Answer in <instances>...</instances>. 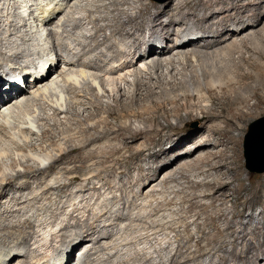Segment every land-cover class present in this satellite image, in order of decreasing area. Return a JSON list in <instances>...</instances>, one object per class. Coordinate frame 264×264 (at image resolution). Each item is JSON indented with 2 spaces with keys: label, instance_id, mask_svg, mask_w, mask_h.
I'll return each mask as SVG.
<instances>
[{
  "label": "bare ground",
  "instance_id": "6f19581e",
  "mask_svg": "<svg viewBox=\"0 0 264 264\" xmlns=\"http://www.w3.org/2000/svg\"><path fill=\"white\" fill-rule=\"evenodd\" d=\"M135 3H140V10H135ZM249 5L259 7L261 2L112 0L88 15L62 18L67 7L59 0L49 8L43 4L37 18L52 40L50 54L37 46L36 34L22 43L3 37L2 22L14 29L17 24L10 12L4 19L0 16V158L10 148L15 154L9 164L0 161V194L26 197L16 206L3 203L0 264H264V213L251 223L235 221L225 204L233 193L225 192V187L239 174L225 172L222 181L209 178L232 167V161L221 157L229 146L217 150L225 143L232 148L239 143V136L232 134V118L239 115L241 120L248 110L264 105V10L248 11ZM191 18L194 25L189 27ZM84 21L94 29L79 35L67 28L76 29ZM108 28L110 33L105 32ZM208 29L213 33L205 37ZM146 30L149 40L139 33ZM157 35L164 37L161 46ZM70 37L77 50L71 41H60L57 47L55 39ZM157 47L158 57L148 62ZM23 56L27 67L21 63ZM12 59L22 72L38 69L31 80L15 77L23 86L13 82L4 89L10 72L5 64ZM179 65L189 69L190 76ZM81 91L91 94L92 105L81 107L71 96ZM133 105L146 111L133 112ZM47 106L54 115L77 119L75 127L66 124L59 134L43 132L51 146L58 140L65 144H57L55 153L30 138L39 121L51 119ZM180 110H188L186 117ZM193 110L202 112L200 129L207 128L203 137L191 130L176 138L162 137L164 130L174 127L159 124L161 111L166 119L173 112L183 122L194 115ZM112 117L118 122L113 123ZM123 117L139 118L145 125L134 128L121 121ZM165 141L170 146L165 147ZM161 153L163 159L157 156L132 175L134 159ZM48 158L50 164L43 166ZM190 169L202 178L186 174ZM164 170L168 171L157 182ZM107 171L131 174L122 182L135 186L123 189L120 197L101 199L93 179L112 187L116 181L104 174ZM169 179L184 181L173 196H156L157 187ZM36 188L51 195L40 200ZM29 201L38 202L39 208L28 211ZM115 204H119L116 210ZM176 204L177 210L172 208ZM165 213L172 219L164 220Z\"/></svg>",
  "mask_w": 264,
  "mask_h": 264
},
{
  "label": "rangeland",
  "instance_id": "374dc122",
  "mask_svg": "<svg viewBox=\"0 0 264 264\" xmlns=\"http://www.w3.org/2000/svg\"><path fill=\"white\" fill-rule=\"evenodd\" d=\"M10 1H11V3L14 2L13 6H12V4L9 5ZM49 1H51V2H49ZM53 1H54V3H53ZM53 1L52 0H0V9L3 8L2 11L0 12L1 19L3 17L5 18L8 15V13L10 12V14H12L11 19H14L13 22H15V24L18 25V27L16 25V29H14L15 28L14 25H10V24L6 25V23L2 22V24H4L2 28L5 31L3 37H5L6 39H13V40H16V42L22 43V42H29V40H28L29 34H36V37H37L36 43L39 41L38 42L39 45H37V44L36 45L39 47L42 46L41 47L42 51H44L45 54L54 53V47L52 44V40L50 41V38L46 37L47 34L45 32H47V29L37 19L40 14L42 15V13H41L42 8H44L45 6H46L45 8L52 7L59 0H53ZM109 1H112V0H80V1L79 0H71V2L68 5V2H69L68 0H62L64 7H67V8L62 13L61 16L63 18L65 15H67L66 16L67 18L69 16H71V18H73L76 16L77 17H80L81 15L83 16L84 14L88 15L90 13V10L95 9L98 5L103 4L104 2L108 3ZM155 1L165 2L167 0H155ZM227 1H233L234 2L237 0H227ZM260 2H261V5L259 7H256L255 5H249L247 7V10L248 11H252V10H255V11L261 10L262 11V10H264V0H260ZM47 3L48 4L51 3L50 6ZM43 4H44V7H43ZM47 5H48V7H47ZM134 6H135L134 7L135 10H140V8H141L140 3H135ZM67 13H69V14H67ZM66 17H64V18H66ZM146 18H147V16H145L144 20H148ZM178 19L179 18H177V20ZM194 20L195 19H192V18L189 19V27L191 25H194V24H192ZM57 21H58V19L56 20V22ZM56 22H55V24H57ZM146 23H150V22L147 21ZM81 25L82 26H80L76 29H74V28L72 29V26H71V28H69L70 26L67 28L70 29V31L73 33L77 32V34H79V35L82 34L84 31H88L89 29H91V30L94 29V28H92V24L88 23L87 21H84L83 24H81ZM44 28H45V30H44ZM16 30H17V32H15ZM60 30H62V29H60ZM110 30L111 29L108 28V29H106L105 32L110 33ZM42 31H45V32L43 33ZM149 32H150L149 30H146L145 32H139V33L142 34L141 36H143L146 40H149L150 39V33ZM212 33L213 32H211V30L208 29L207 31H205L204 34H205V37H208L206 35L212 34ZM102 36H103V33L101 34L100 39L102 38ZM157 36L159 37L158 39L160 41L159 42L160 44H158V45L161 46V43H163L164 37L162 35H157ZM160 39H163V40H160ZM239 40H240V38H239ZM60 41L61 42L71 41L73 43V44L71 43V45H73V48L76 47L75 50L78 49L77 46H74L75 45L74 37L55 39V43H57L56 45L58 48L60 47L58 45V43ZM50 50L51 51L53 50V51L51 52ZM155 51L157 53L155 52L154 56L151 57L150 59H148V62H151L155 58L158 57V55L155 56V54H158L159 48L158 47L155 48ZM2 56H0V62H1ZM25 60H27V57H24L23 61H21L23 67H27L30 65V64H27V62ZM15 61L13 59L11 61L8 60L5 64V68L8 69L10 72L7 75H5V79H7L6 80L7 83H6V85H5L6 87L4 89L10 88L11 83L14 82L12 79L13 76L14 77L24 76V77L29 78V80H31L32 76H33L32 72H34V70L38 69L36 66L35 68L34 67L32 68V69H34L33 71L31 69H27L28 72L25 70L22 72L23 67L21 69V65L20 64L18 65ZM37 62H39V60ZM52 63H53V61H52ZM179 67L182 68L181 65H179ZM182 71L184 73H186L188 76H190L189 69H183L182 68ZM197 71L199 74L201 73L199 66H197ZM153 72H155V71H153ZM154 75L157 77L156 73ZM171 75H170L169 79H172ZM3 78H4V76H3ZM131 78L133 80L134 77H131ZM14 83H16V82H14ZM132 83L133 84H132L131 93L134 92V89H135L133 86L135 82L132 81ZM3 86H4V84H3ZM159 90H160V88L158 89V91ZM71 96L75 97L76 100L81 102V105H80L81 107L92 105L89 103V102H91V99H92L91 94H85L84 91H81L80 95H76L75 93H73V94H71ZM107 100H108V98H105V101H107ZM112 101L113 100H111V102ZM254 101H252V102H254ZM113 103H115V102H113ZM46 104H48V103L46 102L45 105ZM133 106H132V108L134 109V110H132L133 112H139V111L145 112L146 111L144 109L142 110V108L137 107V105H133ZM38 109L42 110V108H38ZM120 111L123 113L125 112L124 110H120ZM193 111H194L193 112L194 115L192 117L186 119L183 122H180L178 120V117L175 114H172L173 112L166 119L163 111H161L158 114L159 124L165 125L169 122L174 127L171 129L164 130L161 133L162 137L164 138L168 134V135H172V137L176 138V137L180 136L179 134H185L186 132H188L190 130H191V132L197 131L196 132L197 138L203 137L207 133V128L205 127V128L200 129V127L202 126L201 125L202 124V118H201L202 112H201V110H193ZM46 112H47V115H49L51 117V119H49V121L48 120L41 121V122L39 121V123H37L34 127L32 126L35 134H33L30 138L33 139L40 148H42L41 145H43V147H45V148L47 147V151H50L51 153H55V148L57 147V144L63 145V146H65V144L63 143L62 140H58L56 142V145L51 146V142L47 138L43 137V132L45 130H51V131H53L52 134H54V135L59 134L58 131L59 130L61 131L62 128H64L66 126V124L71 125L73 123L72 125H74V127H75L76 126L75 122L77 121V119L73 118L74 120L69 121L65 117L66 116L65 113H63L61 115H54L53 109H51L49 106L46 107ZM187 112H188V110H180L179 111L180 115H183L185 117L187 115ZM100 115L103 117L107 116V114L104 111H102ZM263 116H264V105L261 106L260 110H248V114L246 115V117L242 118L241 120L239 119V117H241V116L238 115V116L233 117L231 115V118L233 117L232 118L233 123L230 122V123H232L231 124L232 134L235 136H239V143L236 146H234L233 148L231 145L225 143V145H220L217 150H219V149L224 150L226 145L229 146L227 151L222 152L221 157L223 159L228 158L230 161H232L233 162L232 167L230 168V170L228 168H224L222 170L215 171L213 173L214 175L209 176L210 179H214L215 177L216 178L219 177V179H221V181H222V180H224L225 176H227V175L234 176L236 174H239V178L235 179L232 182L233 184L231 183L232 186L230 185V187H225V192L233 193V196L230 199H227L225 201V204L228 207V209H227L228 214L235 221H244V222L251 223L252 221L256 220L259 216H261V214L264 213V171L263 172H257V171L250 170L247 167V162H246V158H245V135L248 132L249 124L252 121H254L260 117H263ZM11 118H13V117H11ZM81 118H83V117H80V116L78 117V119H81ZM11 120H12V122H14V119H11ZM110 120L113 123L118 122V120L116 118H113V117L110 118ZM121 121H123L126 124H131L134 128L143 127L145 125V123L142 120H140L139 118H135V117H129V118L123 117L121 119ZM54 122H58V124L55 126ZM64 123H65V125H64ZM208 124H210V122H208ZM178 125L181 126L180 130H179V128L178 129L175 128ZM222 125H224V123ZM203 131H206V132L203 133ZM160 137L161 136H158L157 138H160ZM20 143L24 144V139L20 140ZM12 145L16 149L17 145L15 144V146H14V144L11 143V146ZM164 146L165 147L170 146V142L165 141ZM13 150H14V148H10V150L8 151L9 152L8 155L5 156L4 158H0V161H4L5 163L9 164L11 159L14 158V156H15ZM50 152H47V153H50ZM123 153H125V152H123ZM157 156H158V159H160V160L163 159V157H164L163 154L161 153L159 155L147 156L146 159H143V160H140L138 158L134 159V161L132 162V167H133L132 175H137L139 166H143L146 169L148 167L149 163H153L154 159L157 158ZM33 162L34 161L32 160V163ZM50 162H51V159L48 158L47 161H45V163L43 164V166H48L50 164ZM177 164H178V162L176 164H173L172 166H169L168 170L177 166ZM17 169H20V167H18ZM168 170H164L165 172L163 171L160 174L159 178L157 179V182H159L164 177V174ZM8 171L12 172V173L16 172V170H14V169H8ZM225 172H227V175L225 174ZM104 174L107 177L114 179L116 181V184H114L112 187H109L108 185L103 184L99 178H94L93 182H95L97 184L98 188L100 189V192L102 193L101 199L120 197L123 189H133V187L135 186V185L134 186L131 185L130 183L123 184V182H122V179L125 181H128L131 178L130 177L131 174L118 175L117 173H114L111 171H107ZM186 174H189V175H191V177H194V178L196 177L195 179H197V180L202 178L201 176L197 175V171L194 169L187 170ZM182 180L184 181V179H182ZM182 180L181 179L180 180L169 179L168 181L162 183L161 185H159L157 187V191H155L156 196H159V197L163 196V195L173 196L174 192L181 187L180 182ZM31 181L33 182V179ZM75 184L76 185H74L73 187H75L74 189L76 190V188H79V184L78 183H75ZM35 186H37V185H35ZM149 188H151V186L147 187V189H145V191H148ZM38 190L39 189L36 188V191H37V194H38L40 200H42L44 198V196L49 197L51 195V193L45 194V193H42V191H38ZM29 192L30 191L28 190L25 193L27 194ZM9 194H7V195H9L8 196L9 198L8 197H2L5 195L4 193L2 195L0 194V196H1L0 199L2 200L0 203V211L3 210V208H4L3 206L8 205V204L16 206V204L21 203V201L26 198V197L22 198L23 195L20 196V194H18L16 196H14L12 193H9ZM11 195H13V196H11ZM17 196H18V199H17ZM53 196H56V194H53ZM145 197L146 196L144 194L140 200L141 201H142V199L145 200ZM148 198H150V197H148ZM3 203H5V205ZM29 203L30 204L27 208L28 211L32 212L33 210H35V208H39L38 202L29 201ZM118 206H119V204L113 205V207H114L113 209L116 210L118 208ZM179 207H180V205H178V204L172 205V208L175 210L179 209ZM242 212H244L243 215H242ZM168 214L165 213V216H163L164 220L172 219V217H171L172 215L170 213H168ZM163 217L161 216V219ZM37 220H38V218H37ZM262 224L263 223H261V222L259 223L260 226ZM59 227H60V224L56 225V228L59 229ZM71 229L76 230L77 228L71 227ZM93 229L94 230H96V229L100 230L101 227H96V229L95 228H93ZM88 242H90V241L87 240V242H85V243H88ZM83 246H84V244H83ZM85 247H82L81 250ZM49 253H54V252H53V250H51V251H49Z\"/></svg>",
  "mask_w": 264,
  "mask_h": 264
},
{
  "label": "water",
  "instance_id": "95a60500",
  "mask_svg": "<svg viewBox=\"0 0 264 264\" xmlns=\"http://www.w3.org/2000/svg\"><path fill=\"white\" fill-rule=\"evenodd\" d=\"M245 158L252 171H264V116L249 124L245 135Z\"/></svg>",
  "mask_w": 264,
  "mask_h": 264
}]
</instances>
